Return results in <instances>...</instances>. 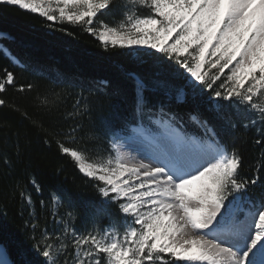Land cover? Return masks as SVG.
Masks as SVG:
<instances>
[{
	"label": "snow or ice",
	"instance_id": "obj_1",
	"mask_svg": "<svg viewBox=\"0 0 264 264\" xmlns=\"http://www.w3.org/2000/svg\"><path fill=\"white\" fill-rule=\"evenodd\" d=\"M0 6L38 14L45 27L68 36L56 26L76 27L105 50L134 58L120 66L119 82H76L90 95L77 97L62 120L92 117L93 92L110 107L87 130L79 122L45 128L21 112L97 198L84 202L87 223L77 230L79 205L61 190L50 192L39 203L46 209L50 202L51 230L41 227L32 192L42 197L43 188L34 171L22 169L10 191L19 195L32 245H18L13 259L0 244V264H264V0H0ZM110 14L119 17L114 24L102 19ZM0 52L13 69L42 74L6 47ZM34 87L17 85L15 72L0 67V94ZM61 103L45 93L35 106L51 114ZM9 106L0 98V107ZM248 143L258 153L251 175ZM2 162L12 167L9 157Z\"/></svg>",
	"mask_w": 264,
	"mask_h": 264
},
{
	"label": "trees",
	"instance_id": "obj_2",
	"mask_svg": "<svg viewBox=\"0 0 264 264\" xmlns=\"http://www.w3.org/2000/svg\"><path fill=\"white\" fill-rule=\"evenodd\" d=\"M141 14L148 15V10L142 9ZM118 18H113L111 14L102 17L109 24H114ZM56 27L66 28L73 35L68 36L64 32L45 27V20L39 15L19 10L14 6H0V34H5L0 36V46L9 49L21 63L34 66L42 73L34 75L32 71H24L19 67L13 69L9 60L0 52V67L8 66L15 72L17 85H35L30 92L21 93L9 88L5 94H0V98L6 99L10 105L0 107V224L7 229L0 232V244L9 248L13 259L17 258L15 253L18 245L25 249H31L32 245L28 233L24 230V220L19 215L23 207L19 195L13 198L10 191L22 169L29 168L34 171L43 188L42 197L37 196L35 191L32 192L41 227L47 223L51 230V222L47 219L50 215V202L49 208L46 209H41L39 203L41 198L48 201L50 192L61 190L79 205L80 218L74 223L77 230H83L87 223L84 219V202L97 198L93 185L58 154L55 143L49 146L44 142L43 132L34 127L29 119L23 118L21 112H26L32 120L43 121L45 128L54 125L66 129L69 123L79 122L87 130L94 121H98L102 116L107 117L110 107L104 97H97L93 92L90 100L94 106L92 117L82 121L62 120L61 115L72 110L77 97L83 94L88 98L90 95L88 90L76 86V82L92 83L102 78L110 79L114 83L119 82L120 66H130L134 59L123 54L127 50H113L111 47L105 50L94 37L76 27L68 24ZM56 73H63V80L55 79ZM45 93L50 99L58 96L66 101L61 103L59 113L49 114L45 109L35 106L37 95L42 96ZM116 102L113 99L112 103ZM13 108H18L19 111ZM251 136L252 133H249V138ZM244 154L248 165L245 172L251 175L250 168L258 153L253 151L252 144L248 143L245 145ZM4 157L10 158L11 168L4 166ZM60 169L62 171H59ZM255 195H260L259 189ZM65 210L66 205L60 208V214L63 215Z\"/></svg>",
	"mask_w": 264,
	"mask_h": 264
},
{
	"label": "rangeland",
	"instance_id": "obj_3",
	"mask_svg": "<svg viewBox=\"0 0 264 264\" xmlns=\"http://www.w3.org/2000/svg\"><path fill=\"white\" fill-rule=\"evenodd\" d=\"M15 7V6H14ZM18 8V7H17ZM36 15H38V14H36ZM213 71H215V70H213ZM227 72H228V70L227 69H225V73L227 74ZM223 78V77H222ZM107 224V221H105L104 222V225H106ZM104 225H102V227L104 226ZM183 263V262H182Z\"/></svg>",
	"mask_w": 264,
	"mask_h": 264
},
{
	"label": "bare ground",
	"instance_id": "obj_4",
	"mask_svg": "<svg viewBox=\"0 0 264 264\" xmlns=\"http://www.w3.org/2000/svg\"><path fill=\"white\" fill-rule=\"evenodd\" d=\"M182 263V262H181ZM183 264V263H182Z\"/></svg>",
	"mask_w": 264,
	"mask_h": 264
}]
</instances>
